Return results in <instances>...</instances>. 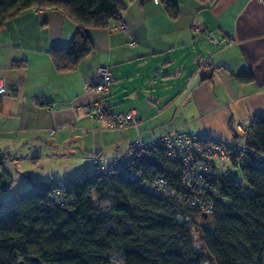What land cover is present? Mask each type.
Returning a JSON list of instances; mask_svg holds the SVG:
<instances>
[{
  "label": "crops",
  "instance_id": "0c3cea01",
  "mask_svg": "<svg viewBox=\"0 0 264 264\" xmlns=\"http://www.w3.org/2000/svg\"><path fill=\"white\" fill-rule=\"evenodd\" d=\"M173 1L177 9L170 16L164 0H118L117 22L87 32L93 51L68 73H57L48 54L70 43L75 25L69 18L57 10L28 9L6 21L0 29V85L8 92L0 96V152H22L12 158L34 165L57 159L62 170L50 169L51 183L90 172L92 157L109 166L136 139L148 143L194 132L228 143L239 136L238 124L264 117V2ZM117 23L125 26L132 47ZM208 33L217 46L205 39ZM102 64L112 78L106 107L113 114L132 111L136 128H102L82 114L94 97L84 85ZM242 71L250 73V82L235 80Z\"/></svg>",
  "mask_w": 264,
  "mask_h": 264
},
{
  "label": "trees",
  "instance_id": "16d2710c",
  "mask_svg": "<svg viewBox=\"0 0 264 264\" xmlns=\"http://www.w3.org/2000/svg\"><path fill=\"white\" fill-rule=\"evenodd\" d=\"M164 6L170 16L176 14L173 0H164ZM28 9L57 10L75 25L70 43L48 54L57 73H68L93 51L87 32L117 22L121 5L118 0H0V29ZM234 78L251 81L245 71ZM249 123L247 133L235 134L233 142L264 156V117L254 115ZM132 169L142 180L98 168L80 180L62 179L69 186L62 205L51 199L58 188L52 182L35 183L0 202V264H264V169L250 162L240 166L245 187L233 175L213 176L210 215L180 196L181 167L170 163L162 148L136 153ZM157 176L176 197L163 199L141 186ZM10 185L0 162V193Z\"/></svg>",
  "mask_w": 264,
  "mask_h": 264
},
{
  "label": "built area",
  "instance_id": "2783aa9c",
  "mask_svg": "<svg viewBox=\"0 0 264 264\" xmlns=\"http://www.w3.org/2000/svg\"><path fill=\"white\" fill-rule=\"evenodd\" d=\"M155 4L162 0H153ZM264 2V0H259ZM116 28L123 32L127 39L128 45L132 47L134 42L131 36L126 32L123 24L117 23ZM191 31L196 35H201L197 25L191 26ZM205 39L217 46L218 42L213 39L210 33L204 35ZM112 82L109 67L106 64L100 65L93 78V81L85 83V90H93L94 97L87 106L81 108L82 114L91 122H98L102 128L111 130H124L136 128L138 120L132 111L123 114L110 113L105 104L108 88ZM8 92L4 86L0 85V96L7 95ZM40 104H46L44 98L38 97ZM250 123L246 120L236 126L238 134L244 136L247 133ZM53 130H49V136ZM162 148L166 159L173 164L181 167V191L183 197L189 205L200 210L204 215L212 213L211 202L207 196H214L216 191L210 186L213 176L229 177L237 175L240 166L247 162L264 169V156L254 153L248 149L242 142H217L213 140H202L194 132H178L164 135L157 140L142 143L136 139L130 146L126 154L114 159L107 167L97 165V159L92 157L94 169L98 168L102 172L113 170L125 174L130 180H142L141 173L132 169V162L136 153L148 152L155 148ZM230 165V167H229ZM72 181L80 180L79 175L72 176ZM57 182V183H56ZM57 184V190L52 194L51 199L57 205L64 204L66 189L69 187L62 181L52 182ZM141 186L150 194L166 199L176 197V190H172L163 176H157L150 184L142 182ZM179 196V192H178ZM187 224L190 221L185 220Z\"/></svg>",
  "mask_w": 264,
  "mask_h": 264
},
{
  "label": "rangeland",
  "instance_id": "374dc122",
  "mask_svg": "<svg viewBox=\"0 0 264 264\" xmlns=\"http://www.w3.org/2000/svg\"><path fill=\"white\" fill-rule=\"evenodd\" d=\"M21 153L16 155L14 154V150H10L8 152H0V162L2 163L4 171H6L11 178V185L9 190L6 191L5 193H0V195H2L0 197V202L8 201L9 198H12V196L15 193L19 194L20 192L31 188L35 183L38 182L50 183V180H48L50 178H46V175L48 172H50V169H53L54 171L62 170V168L59 169L57 168V164L59 162L57 161V159L51 162L43 161L38 165H34L27 163L25 159L15 160V158H12L15 157V155L17 157H20L19 155H22ZM91 164H92V160H91ZM92 168H94L93 165ZM69 169H71V172L77 171L76 166H72ZM41 170H44L45 173H42ZM79 176H83V175L80 174ZM233 176L243 187L246 186L239 171H237V175H233ZM56 177L59 176L54 175L52 179L56 180L57 179ZM115 264H120V263L115 262Z\"/></svg>",
  "mask_w": 264,
  "mask_h": 264
},
{
  "label": "water",
  "instance_id": "95a60500",
  "mask_svg": "<svg viewBox=\"0 0 264 264\" xmlns=\"http://www.w3.org/2000/svg\"><path fill=\"white\" fill-rule=\"evenodd\" d=\"M19 264H22V263H19Z\"/></svg>",
  "mask_w": 264,
  "mask_h": 264
}]
</instances>
